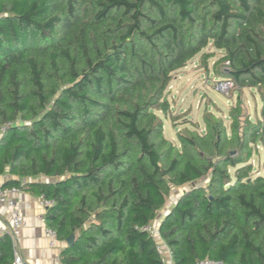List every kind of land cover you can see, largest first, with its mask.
Wrapping results in <instances>:
<instances>
[{
  "label": "trees",
  "instance_id": "1",
  "mask_svg": "<svg viewBox=\"0 0 264 264\" xmlns=\"http://www.w3.org/2000/svg\"><path fill=\"white\" fill-rule=\"evenodd\" d=\"M208 46L260 116L238 97L228 127L209 113L176 144L165 91ZM259 149L264 168V0H0L1 187L52 201L62 264H163L144 229L156 220L172 264H264Z\"/></svg>",
  "mask_w": 264,
  "mask_h": 264
},
{
  "label": "rangeland",
  "instance_id": "2",
  "mask_svg": "<svg viewBox=\"0 0 264 264\" xmlns=\"http://www.w3.org/2000/svg\"><path fill=\"white\" fill-rule=\"evenodd\" d=\"M204 53L210 55L205 62L201 61V55H196L185 67L173 72L165 91L170 112L167 117L160 113L159 116L164 124V137L176 144L178 132L185 133L186 129L202 132L205 129L203 116L209 113L217 119H222L228 127V111L235 105L238 97L245 113L252 120L260 116L261 105L256 91L250 88L239 90L235 85L228 91L220 90L218 83L227 79L218 77L213 65L221 56V52L208 46ZM224 70V67H221V71ZM262 158V150L259 149V155H254L251 160L254 172L264 173ZM197 184L199 182L192 185ZM182 190L178 187L171 188L166 206L160 214L175 201Z\"/></svg>",
  "mask_w": 264,
  "mask_h": 264
},
{
  "label": "crops",
  "instance_id": "3",
  "mask_svg": "<svg viewBox=\"0 0 264 264\" xmlns=\"http://www.w3.org/2000/svg\"><path fill=\"white\" fill-rule=\"evenodd\" d=\"M9 178L10 176L7 174L0 175V185ZM16 199L26 222L17 243V252L23 264H62L60 251L64 247V243L56 240L54 244H51L46 236L47 227L41 220L43 211L38 205V196L27 190L19 189ZM8 229V216L0 210V236L6 234Z\"/></svg>",
  "mask_w": 264,
  "mask_h": 264
},
{
  "label": "built area",
  "instance_id": "4",
  "mask_svg": "<svg viewBox=\"0 0 264 264\" xmlns=\"http://www.w3.org/2000/svg\"><path fill=\"white\" fill-rule=\"evenodd\" d=\"M220 90L228 91L234 82L230 79L221 81L218 83ZM19 189L16 187L2 188L0 185V210L4 211L9 219V229L5 232L9 237L12 249H13V262L12 264H23L21 257L17 252V243L20 238L22 229L25 227L26 222L24 215L20 209L19 203L16 199ZM38 205L43 211L41 220L44 221V213L49 206L52 205V201L45 199L43 196L38 197ZM144 229L148 232L149 236L155 241L156 250L162 257L163 264H172L171 251L162 241L158 232V220L151 225L145 226ZM46 236L50 240L51 244L56 242V233L54 230L46 228ZM196 264H224L218 260L204 259L198 261Z\"/></svg>",
  "mask_w": 264,
  "mask_h": 264
},
{
  "label": "water",
  "instance_id": "5",
  "mask_svg": "<svg viewBox=\"0 0 264 264\" xmlns=\"http://www.w3.org/2000/svg\"><path fill=\"white\" fill-rule=\"evenodd\" d=\"M72 239H73V236L71 235L70 237H68V238L66 239L65 244H66V245H71V244H72Z\"/></svg>",
  "mask_w": 264,
  "mask_h": 264
}]
</instances>
